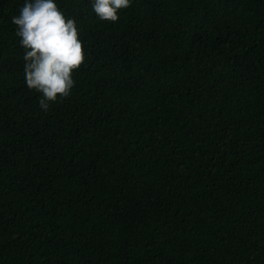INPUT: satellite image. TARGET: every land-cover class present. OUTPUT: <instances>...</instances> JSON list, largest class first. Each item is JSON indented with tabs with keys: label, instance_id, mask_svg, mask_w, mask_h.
Returning a JSON list of instances; mask_svg holds the SVG:
<instances>
[{
	"label": "trees",
	"instance_id": "1",
	"mask_svg": "<svg viewBox=\"0 0 264 264\" xmlns=\"http://www.w3.org/2000/svg\"><path fill=\"white\" fill-rule=\"evenodd\" d=\"M85 61L40 109L0 0V264H264V0H54Z\"/></svg>",
	"mask_w": 264,
	"mask_h": 264
},
{
	"label": "clouds",
	"instance_id": "2",
	"mask_svg": "<svg viewBox=\"0 0 264 264\" xmlns=\"http://www.w3.org/2000/svg\"><path fill=\"white\" fill-rule=\"evenodd\" d=\"M131 0H91V9L103 22L115 23ZM24 51V80L40 94L38 105L47 111L74 87L72 73L85 61L82 42L73 19L66 18L54 0H25L13 18Z\"/></svg>",
	"mask_w": 264,
	"mask_h": 264
}]
</instances>
